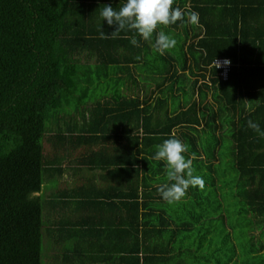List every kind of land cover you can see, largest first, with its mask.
Returning <instances> with one entry per match:
<instances>
[{"label":"trees","instance_id":"1","mask_svg":"<svg viewBox=\"0 0 264 264\" xmlns=\"http://www.w3.org/2000/svg\"><path fill=\"white\" fill-rule=\"evenodd\" d=\"M124 2L0 0V264H41L45 204L37 193L60 170L67 143L92 148L91 154L82 157L84 164L116 165L114 174L127 177L130 187L125 195L132 198L131 208L137 212L139 187L146 197L150 181L168 180L164 162L152 157L156 145L169 138H180L190 146L185 156L195 153L193 174L205 182L202 189L190 186L180 206L187 213L203 205L220 213L219 201L231 198L237 220H245L243 242L242 231H234L230 242L223 222L220 229L217 225L216 247L211 252L216 253L217 264H264V241L251 234L256 228L264 230V135L247 125L251 120L264 132V26L258 28L256 23H264V0H174L173 7L199 14L200 35L186 50L177 41L182 36L176 35L175 47L163 54L151 48L155 32L148 41L127 28L112 37L116 26L107 25L100 11L106 5L119 10ZM186 22L185 17V22L162 25L163 32L174 33L182 24L187 37ZM101 30L107 38H101ZM133 36L135 46L130 43ZM187 54L196 69H206L217 57L232 63L225 80L212 67L218 120L207 116L203 126L212 138H196L200 120L195 103L169 113L163 108L167 99L161 95L148 103L127 95L113 105L98 100L101 82L117 83L115 78H122L117 75L129 77L131 69L153 75L158 86L170 80L172 87L186 79L193 90L197 81L185 74L186 70L194 73ZM84 100H94L92 107L78 109ZM69 111H79L82 121L67 123ZM49 119H54L53 125ZM177 126H181L178 137L171 133ZM112 134L114 140L108 139L109 143L119 152L105 155L98 146L103 147L106 136ZM47 145L63 152L51 153ZM152 206L154 211L159 208L156 203Z\"/></svg>","mask_w":264,"mask_h":264},{"label":"crops","instance_id":"2","mask_svg":"<svg viewBox=\"0 0 264 264\" xmlns=\"http://www.w3.org/2000/svg\"><path fill=\"white\" fill-rule=\"evenodd\" d=\"M256 23L258 28L264 26L260 20ZM159 28L164 31L162 25ZM159 28L157 31H160ZM186 29L187 37L182 24L171 33L175 39L178 35L182 36L178 37L177 41L184 43V50L200 35L197 23L191 26L186 22ZM193 33L196 36H192ZM171 34L168 33L170 36ZM153 38L155 42V36ZM153 42H150L151 48ZM187 57L188 63L193 64L194 73L191 74L186 70L185 74L191 81H197L193 90L189 88L190 82L186 79H181L180 83H173L172 87H169L170 80L163 81L158 86V81L153 75L144 76L141 72L131 69L129 77L119 73L117 76L122 78L121 80L115 78L114 81L117 83L108 84V79L101 82L100 87L103 85L104 88L98 100L103 105L106 102L108 105H113L118 102L117 99L121 95H127L138 97L141 103L144 100L148 103L161 95L167 99L163 108L166 107L169 113L173 110L179 111L180 108L186 109L191 103H195V111L200 120V125L197 126L199 131L195 133L196 138L201 140L209 136L210 139L211 133L210 135L206 133L203 126L207 122V116L208 119L213 116L215 122L218 120L216 112L219 104L213 95L214 90L211 85L215 74L212 73L210 65L206 69H196L190 56ZM262 58L264 59V53ZM159 91L164 93L159 94ZM93 101L84 100L78 109L92 107ZM69 112L65 117L67 123L82 121L79 111ZM202 112L208 115L202 116ZM211 112H214V115ZM180 127H174L171 130L172 135L178 137ZM218 132H215L216 136ZM106 138L102 143L103 147L98 146V149L104 148L105 155L116 154L117 150L119 152V149L109 143L110 139L114 140V135ZM47 146L51 153L63 152L62 148H56L57 146L51 148ZM89 147L81 144V147L77 148L67 143L65 150L67 157L59 166L60 170L53 172V176L44 181L41 191L37 193L42 196L45 204L42 212L41 264H189L188 257L191 256L195 257L198 263L205 264L204 253L210 249L207 256L209 257L212 252L211 246L214 244L211 234L217 233L215 231L217 224L214 225V220L219 216L222 217L216 208L214 211H208L203 205L201 210L187 213L186 209L180 206V201L185 200V197L172 204L167 203L158 190H154L161 184L170 183L167 180L159 184L150 181L147 185L146 197L141 196L139 187V210L135 212L134 207L131 208L132 198L125 195L130 187L127 177L121 173L114 174L116 165L103 167L82 162L83 156L91 154L92 148ZM95 150L97 149L94 148ZM147 150H150L149 145ZM200 154L205 158L202 149ZM212 163L217 164V160H213ZM217 185L215 181V189L218 192ZM142 203H146L145 207L141 205ZM152 203L159 205V208L154 211ZM125 204L128 206L126 207ZM225 220L224 215L223 221ZM223 226L230 233L228 224L223 222Z\"/></svg>","mask_w":264,"mask_h":264},{"label":"clouds","instance_id":"3","mask_svg":"<svg viewBox=\"0 0 264 264\" xmlns=\"http://www.w3.org/2000/svg\"><path fill=\"white\" fill-rule=\"evenodd\" d=\"M174 0H125L119 10H114L112 6L106 5L101 11L100 16L107 25H115V30L111 32L115 38L116 33L121 30L134 29L139 36L148 41L155 32L154 48L160 54L176 45L174 37L157 31L158 25H173L177 21L185 22V17L189 23H198L199 14L195 11H182L178 7H173ZM101 38H107V34L101 30ZM132 45H137V40L133 36L130 40ZM231 65L229 58L223 60L215 59L213 67L215 69L227 68ZM249 128L260 132L259 125L251 120L247 121ZM190 146L181 142L177 138L165 139L161 144L156 145L153 160L163 161L167 169V179L171 183L162 184L158 188L162 199L172 204L180 201L190 186L199 188L204 187V179L199 175H194L192 167L195 153L190 154V158L185 156L189 152Z\"/></svg>","mask_w":264,"mask_h":264},{"label":"rangeland","instance_id":"4","mask_svg":"<svg viewBox=\"0 0 264 264\" xmlns=\"http://www.w3.org/2000/svg\"><path fill=\"white\" fill-rule=\"evenodd\" d=\"M137 71L139 73L141 72V70H137ZM142 74L145 76V74H147V73L142 71ZM101 88H104L103 85H101V87L99 89H101ZM108 89H109V87H108ZM51 120L52 119H49L48 121H49L50 124H53V122H52L53 120L52 121ZM50 124H48V125H50ZM227 168L228 167H226V169ZM227 190H228V188H227ZM225 201L226 202H223L222 200L219 201L220 204H221L220 214L219 215H222L223 219H224V215H225L226 220L225 221H222L221 219L214 220V225L217 224L219 226V229H220L221 228L220 225L222 224V222H225V223L228 224L229 227L228 226L227 227H228V230L230 231V233H229V235H230V242L233 241V239H234V236H233L234 231L236 233H238V231L239 232L242 231L244 233V235H241L242 239L240 241L243 242V241H245V220H241V219H238L237 220V216H236L237 214H235L233 212L232 199L231 198H229V199H227ZM219 229H218V227H216L215 228V231L216 232L218 231V233H219ZM251 234H253L255 236V238H257L258 240L260 239L261 241L262 240L264 241V230L263 229L256 228V229L253 230V232H251ZM231 236L233 237V239H232ZM211 237H212V242L215 241V239H216V233L214 232L213 234H211ZM227 246H229V245L226 244L225 247H227ZM215 247H216L215 244H213L211 246L212 251H214ZM238 248L239 249H242L240 245H238ZM209 251H210V249H207V253H204V255H205V262L203 261V263H205V264H217V256H214V255H216V253H213V255L210 253L209 254V257L210 258H209V257H207ZM188 258H189L188 259V263L189 264H200V263H198V261H196L195 257H192L191 256V257H188ZM239 262H240V260H239ZM229 264H232V263L230 262Z\"/></svg>","mask_w":264,"mask_h":264},{"label":"built area","instance_id":"5","mask_svg":"<svg viewBox=\"0 0 264 264\" xmlns=\"http://www.w3.org/2000/svg\"><path fill=\"white\" fill-rule=\"evenodd\" d=\"M224 58H226V57H217L215 59H217V60H223ZM213 61L211 63V66L212 67H213ZM231 65H232V63H231ZM231 65L229 67H227V68L216 69L217 70V76L220 77L222 80L227 79L228 73H229L230 68H231Z\"/></svg>","mask_w":264,"mask_h":264}]
</instances>
